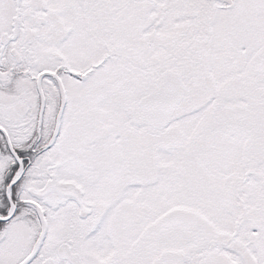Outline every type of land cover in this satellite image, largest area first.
Wrapping results in <instances>:
<instances>
[{
  "label": "snow or ice",
  "instance_id": "obj_1",
  "mask_svg": "<svg viewBox=\"0 0 264 264\" xmlns=\"http://www.w3.org/2000/svg\"><path fill=\"white\" fill-rule=\"evenodd\" d=\"M0 264H264V0H0Z\"/></svg>",
  "mask_w": 264,
  "mask_h": 264
}]
</instances>
